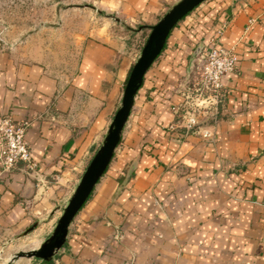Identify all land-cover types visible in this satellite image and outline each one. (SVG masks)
Returning <instances> with one entry per match:
<instances>
[{
	"label": "crops",
	"instance_id": "obj_1",
	"mask_svg": "<svg viewBox=\"0 0 264 264\" xmlns=\"http://www.w3.org/2000/svg\"><path fill=\"white\" fill-rule=\"evenodd\" d=\"M71 1L85 9L68 30L42 25L19 37L0 27V114L29 121L35 163L0 169V242L33 222L52 228L57 206L103 139L135 59L123 24H152L177 0ZM44 32L57 39L44 40ZM197 46L239 56L238 69L221 78L210 138L177 125L178 90L193 75ZM49 260L264 264V0H204L172 27L110 163Z\"/></svg>",
	"mask_w": 264,
	"mask_h": 264
},
{
	"label": "water",
	"instance_id": "obj_2",
	"mask_svg": "<svg viewBox=\"0 0 264 264\" xmlns=\"http://www.w3.org/2000/svg\"><path fill=\"white\" fill-rule=\"evenodd\" d=\"M202 1L204 0H177L151 24L140 53L130 68L123 87L120 103L109 122L103 139L90 157L53 230L38 246L23 248L13 252L6 261V264H13L20 257H37L49 260L64 245L73 217L88 198L115 153L136 92L143 82L145 72L161 52L172 27ZM200 51L201 46H197L193 51L191 61H193ZM133 167L134 163L128 168L126 177L130 175Z\"/></svg>",
	"mask_w": 264,
	"mask_h": 264
},
{
	"label": "built area",
	"instance_id": "obj_3",
	"mask_svg": "<svg viewBox=\"0 0 264 264\" xmlns=\"http://www.w3.org/2000/svg\"><path fill=\"white\" fill-rule=\"evenodd\" d=\"M239 67V56L227 47L212 46L194 58L193 75L178 90L181 101L176 108L177 125L186 132L210 138L207 121H215L222 98L221 78ZM175 124L171 123V127ZM28 120L15 122L8 114H0V169L9 170L19 161L29 169L35 166L25 138Z\"/></svg>",
	"mask_w": 264,
	"mask_h": 264
},
{
	"label": "rangeland",
	"instance_id": "obj_4",
	"mask_svg": "<svg viewBox=\"0 0 264 264\" xmlns=\"http://www.w3.org/2000/svg\"><path fill=\"white\" fill-rule=\"evenodd\" d=\"M83 9H85L84 5H77L71 0H0V27L11 28L17 33L19 37L21 35L24 37L27 34L33 33L35 30L41 28L42 25H45L48 28L59 27L60 29L68 30L69 27L71 28L73 23L72 19L76 21L77 18H82ZM88 10L89 5L86 8V11ZM102 15L105 17L106 14ZM107 17V20H109L111 23L114 21L112 17L108 15ZM112 24L116 25V23ZM116 26H119V24ZM123 27L126 28V25L123 24ZM146 31V29L138 32L132 30L128 31L127 38L129 43L134 44L135 46V59L139 55L141 47L149 32ZM60 34L61 33H59V35ZM42 38L47 41L57 39L52 35L51 32H44ZM60 39L61 37H58V40ZM120 100L118 104L120 103ZM81 174L77 179V183L81 177ZM75 187L60 203V205L57 206V211L55 213L56 219L50 230H41L36 226L38 222H33L31 225H29L31 228L27 227L25 229H20L9 234V236L5 235L2 238L3 241L0 242V264H6L9 256L16 250L38 246L51 233L58 217L62 213L63 208L67 204ZM38 260L39 258L37 257H20L13 264H35L38 262Z\"/></svg>",
	"mask_w": 264,
	"mask_h": 264
},
{
	"label": "trees",
	"instance_id": "obj_5",
	"mask_svg": "<svg viewBox=\"0 0 264 264\" xmlns=\"http://www.w3.org/2000/svg\"><path fill=\"white\" fill-rule=\"evenodd\" d=\"M150 26H151V24H138V25H136L135 27H131V26H126V28L127 29H129V30H132V31H137L138 29H146L147 31H149V29H150ZM141 30V31H142ZM146 31V32H147ZM217 117H218V115H217ZM50 260H47V259H41V262L42 263H48Z\"/></svg>",
	"mask_w": 264,
	"mask_h": 264
}]
</instances>
